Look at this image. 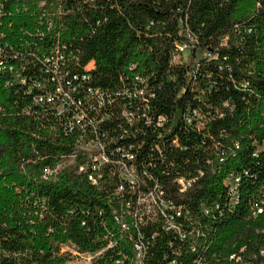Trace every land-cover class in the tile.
Here are the masks:
<instances>
[{"label": "trees", "instance_id": "trees-1", "mask_svg": "<svg viewBox=\"0 0 264 264\" xmlns=\"http://www.w3.org/2000/svg\"><path fill=\"white\" fill-rule=\"evenodd\" d=\"M58 84L94 134L34 102ZM92 139L97 168L77 149ZM179 207L181 240L162 216ZM115 218L182 264L264 247V0H0V264L94 252Z\"/></svg>", "mask_w": 264, "mask_h": 264}, {"label": "built area", "instance_id": "built-area-1", "mask_svg": "<svg viewBox=\"0 0 264 264\" xmlns=\"http://www.w3.org/2000/svg\"><path fill=\"white\" fill-rule=\"evenodd\" d=\"M43 2H39L38 6L42 7ZM186 49L184 44H179L175 48V53L173 55V60L179 59L180 55ZM66 86H68V82H65ZM92 95L89 91L87 92ZM139 95H142V92H138ZM97 99L98 107L103 106V95L98 92H94L93 94ZM69 90L64 89L60 84L54 87L52 93H47L44 96H39L34 98V102L38 105H50L53 106L58 115L62 116L66 113H70V121L68 122V131L71 132L73 129H77L82 133H85L86 128L89 127V131L94 134L95 130L93 129L90 122H87L85 118V113L82 108H74L75 105H79L78 101L69 102L70 100ZM77 149L80 151H84L88 154V157L92 158L96 163V168L103 164L108 163L109 160L106 157L105 151L103 149V145L97 140L92 139L89 141H81L77 145ZM126 159H131V157L126 156ZM70 164H73V159L69 158ZM120 170L126 172L128 168L125 164L118 162L116 163ZM60 168V165L56 167V169ZM93 167L92 169H94ZM55 169V170H56ZM83 168H80L82 170ZM53 170V171H55ZM51 171H47L50 173ZM230 180H225V185L230 184L231 188V202H233L236 193L234 186L229 183ZM236 182V179H235ZM179 184L182 187V190L185 189L186 185H189V182L184 183L183 181H179ZM148 200L140 201L139 204L144 205V209L149 211L151 208L150 202L154 203V198L149 195ZM174 215L165 214L162 211V216L165 219V223L168 225L167 229H170L174 233H176V237L181 240L184 236H187L183 233L180 228L175 225L172 220L174 217H180L181 209L180 207L177 209H172ZM203 210V207H202ZM206 213L207 211L204 210ZM261 213L260 207L254 204L250 209V214L253 217H256ZM135 218V215H132ZM115 220L119 223V232L117 237L110 238L108 243L101 247L100 249L95 250L94 252H79L73 246L63 245L60 247L58 255H62L65 257V261L62 264H182L181 252L179 250L173 249L172 245L169 244V251H164L159 254H153L149 246L143 241L142 234L138 229L131 230L125 224L124 221L115 218ZM140 220H138L139 222ZM166 229V230H167ZM190 236L193 235L192 232L188 233ZM189 253H194L195 248L193 245L189 246ZM244 253V249L240 250V254H232L228 258L233 261L234 264H264V247H260L256 252L251 253L248 258H245L242 254ZM154 258V259H153ZM191 264H204L198 259H193Z\"/></svg>", "mask_w": 264, "mask_h": 264}, {"label": "rangeland", "instance_id": "rangeland-1", "mask_svg": "<svg viewBox=\"0 0 264 264\" xmlns=\"http://www.w3.org/2000/svg\"><path fill=\"white\" fill-rule=\"evenodd\" d=\"M183 53H184V54H183V58H185L183 61H184V62H187L188 59H187L186 56H185V53H186L185 50L183 51ZM196 55H197V57H198L199 55H201V53H200V52H197ZM69 163H70V160L63 161V162H61L60 167H61V166H65V165H67V164H69Z\"/></svg>", "mask_w": 264, "mask_h": 264}]
</instances>
